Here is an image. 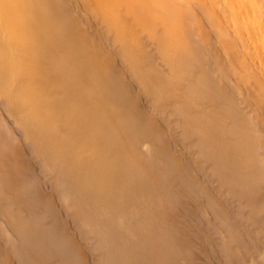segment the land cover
<instances>
[{
  "label": "bare ground",
  "instance_id": "obj_1",
  "mask_svg": "<svg viewBox=\"0 0 264 264\" xmlns=\"http://www.w3.org/2000/svg\"><path fill=\"white\" fill-rule=\"evenodd\" d=\"M117 63L147 90L180 96L190 136L231 183L252 185L264 173V125L242 110L229 81L239 74L234 64L240 74L256 72L243 78L264 104V0H0L1 114L44 153L61 155V142L89 150L76 174L95 186L80 189L112 206L133 196L118 180L135 158L138 128L118 122L117 106L125 104L110 79ZM211 66L222 79L207 75ZM86 131L89 137L75 139ZM9 156L0 170H8Z\"/></svg>",
  "mask_w": 264,
  "mask_h": 264
},
{
  "label": "rangeland",
  "instance_id": "obj_2",
  "mask_svg": "<svg viewBox=\"0 0 264 264\" xmlns=\"http://www.w3.org/2000/svg\"><path fill=\"white\" fill-rule=\"evenodd\" d=\"M112 68L125 104L117 106L118 122L138 127L135 158L118 180L133 196L122 206L88 196L80 187L92 190L94 181L78 178L83 169L76 163L89 150L61 142V155L44 153L0 111V163L11 155L8 170H0V264H264V173L252 185L231 183L205 144L190 136L179 95L147 90L122 63ZM234 68L236 101L264 125L262 96L243 78L256 72ZM215 70L207 75L222 79ZM94 72L87 68L89 76ZM66 132L61 126V141Z\"/></svg>",
  "mask_w": 264,
  "mask_h": 264
}]
</instances>
